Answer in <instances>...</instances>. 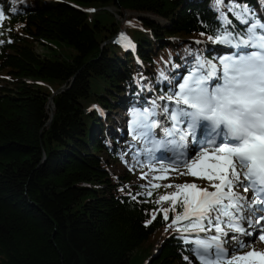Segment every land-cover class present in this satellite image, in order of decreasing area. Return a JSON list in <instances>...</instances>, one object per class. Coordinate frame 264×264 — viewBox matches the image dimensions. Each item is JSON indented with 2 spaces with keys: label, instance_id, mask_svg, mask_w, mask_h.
<instances>
[{
  "label": "trees",
  "instance_id": "1",
  "mask_svg": "<svg viewBox=\"0 0 264 264\" xmlns=\"http://www.w3.org/2000/svg\"><path fill=\"white\" fill-rule=\"evenodd\" d=\"M234 1L255 8L257 0H223L219 8ZM4 8L10 18L0 34V264H197L178 227L161 238L158 210L168 201H156L166 188L141 194L115 149H107L98 132L103 123L88 104L110 111L113 123L118 97L125 108L142 101L136 60L111 41L124 12L166 20L127 19L141 27L127 29L140 69L160 89L166 82L159 71L170 76L171 62L188 67L199 50L213 49L207 37L220 17L215 0H14ZM38 42L74 53L43 56Z\"/></svg>",
  "mask_w": 264,
  "mask_h": 264
},
{
  "label": "snow or ice",
  "instance_id": "2",
  "mask_svg": "<svg viewBox=\"0 0 264 264\" xmlns=\"http://www.w3.org/2000/svg\"><path fill=\"white\" fill-rule=\"evenodd\" d=\"M215 2L219 10L223 0ZM229 11L247 25L244 35H233L225 28L221 34L209 35L207 39L221 44L235 42V47L241 51L234 57L221 59L220 72L210 62L207 67L199 64V74L193 73L179 84V91L166 97L175 105L171 111L164 109L173 122L163 130L164 137L172 139L159 142L167 151L181 156L186 169L181 172L178 168L165 169L161 165L160 171H176L178 175L192 176L207 184L203 187L195 182L154 185L176 189L161 195L156 203L170 201L169 208L158 210L165 221L169 211L175 213L179 205L181 212L168 227L188 221L183 231L197 235L192 240L185 238V243L193 245L189 250L200 264H264V252L253 249L242 255H231L223 246L227 241L236 240L235 246L229 247L233 252H240L255 243V240L245 242L237 236H229L222 225L243 236H253L240 221L246 220L251 226L248 216L255 211L264 212V23L246 19V9L243 13L233 8ZM222 16L226 24H231L225 13ZM2 18L3 13H0ZM151 115L153 113L147 109L134 113L133 131L142 129L143 136H153V129L159 125L150 120ZM186 143L192 144L191 154L187 156L184 154ZM164 158L162 153L160 159ZM235 188H242L243 193L251 195L240 194ZM221 217L226 219L221 220ZM155 219L154 214L147 223ZM258 219L264 221V215ZM213 230L215 234L209 237L198 235ZM222 237H227V241ZM258 238L264 241V227L260 228Z\"/></svg>",
  "mask_w": 264,
  "mask_h": 264
},
{
  "label": "rangeland",
  "instance_id": "3",
  "mask_svg": "<svg viewBox=\"0 0 264 264\" xmlns=\"http://www.w3.org/2000/svg\"><path fill=\"white\" fill-rule=\"evenodd\" d=\"M112 13L115 14V12H113V10H112ZM123 15H124V19L130 18V17L140 18V16L150 18L149 16H152V14H149V13L135 12V11L124 12ZM158 22L164 24V22H160V21H158ZM126 25L127 24L124 23L122 28H124ZM52 45H53V47H50L48 44L38 42L36 45V49L43 56H48V57L50 56L51 58H54L57 55H62L64 57L68 58V57H70V55L72 53H74V50L70 46H65L64 44H52ZM116 116L118 119H121L124 117V116H118V115H116ZM173 179L189 180L190 178H189V176H182V175L177 174L176 176H173L171 180H173ZM161 238H163V235H161ZM158 243H159V241H157V244ZM156 245H155L154 249H156V247H157ZM134 257L135 258L138 257V259H140L139 263L142 262L143 257L141 258L138 255H135Z\"/></svg>",
  "mask_w": 264,
  "mask_h": 264
},
{
  "label": "water",
  "instance_id": "4",
  "mask_svg": "<svg viewBox=\"0 0 264 264\" xmlns=\"http://www.w3.org/2000/svg\"><path fill=\"white\" fill-rule=\"evenodd\" d=\"M141 17V16H140ZM149 17H151V16H149ZM153 20H156V21H160V22H164V23H166V20H164V19H162V18H160V17H151ZM60 89H63V86L60 88ZM48 105H50V107H49V109H50V113H49V116H50V119H51V117H52V114H53V103H52V97H49V100H48ZM50 119L48 120V122H47V125L49 124V122H50Z\"/></svg>",
  "mask_w": 264,
  "mask_h": 264
},
{
  "label": "bare ground",
  "instance_id": "5",
  "mask_svg": "<svg viewBox=\"0 0 264 264\" xmlns=\"http://www.w3.org/2000/svg\"><path fill=\"white\" fill-rule=\"evenodd\" d=\"M155 17V16H154ZM49 107H50V105H49Z\"/></svg>",
  "mask_w": 264,
  "mask_h": 264
}]
</instances>
